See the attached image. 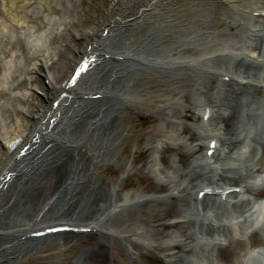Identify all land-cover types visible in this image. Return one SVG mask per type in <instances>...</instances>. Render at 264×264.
Masks as SVG:
<instances>
[{
  "label": "bare ground",
  "instance_id": "bare-ground-1",
  "mask_svg": "<svg viewBox=\"0 0 264 264\" xmlns=\"http://www.w3.org/2000/svg\"><path fill=\"white\" fill-rule=\"evenodd\" d=\"M4 72L0 264H241L264 231L244 238L264 196V0H0ZM120 173L155 181L124 195ZM57 225L91 232L32 236Z\"/></svg>",
  "mask_w": 264,
  "mask_h": 264
},
{
  "label": "rangeland",
  "instance_id": "rangeland-1",
  "mask_svg": "<svg viewBox=\"0 0 264 264\" xmlns=\"http://www.w3.org/2000/svg\"><path fill=\"white\" fill-rule=\"evenodd\" d=\"M237 39L238 40L235 41L233 45L235 49H237L242 44L246 43L245 33L239 32ZM4 75H6L5 72L1 73L0 78L4 77ZM201 116L202 114L199 112V117ZM136 122H137L136 129L142 131L145 137L149 136V134L152 132L155 126L152 122L147 121V120L145 121L144 119H140V118L136 119ZM188 124L192 125V122L188 121ZM205 152L206 150H203V155L205 154ZM137 161H138L136 165L137 169L139 168L145 171L143 169V165L147 162V154H140L138 156ZM147 172L148 170L145 171V174ZM122 179H124V181L127 184V188L122 190L124 195L132 192L133 188L137 186L138 184H140L141 186L149 187L155 181L154 176H152V174L148 178H144V177H140L136 173L129 174V176H128V173H123V174L120 173L117 178L116 177L113 178V181L116 180L119 182ZM256 204H257L255 207L256 215L252 219V222H251L252 226L248 225V227L245 230H243L244 233L246 234L244 237L245 239H247V236L249 235V232L251 231L252 228L258 227L259 225L264 223V196L258 199ZM235 221L239 224L240 222L243 221V218L238 217V219H236ZM235 231L239 235V232H240L239 225L235 227ZM259 240L262 242V244L258 242ZM245 253L246 255L242 258L241 264H264V231H261L259 238H257V241H255V245L249 246V248L247 249ZM70 254L68 253L65 255L55 256L54 258H50V260L54 263L56 262L59 264H65V261H67L72 256Z\"/></svg>",
  "mask_w": 264,
  "mask_h": 264
}]
</instances>
